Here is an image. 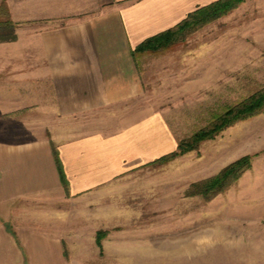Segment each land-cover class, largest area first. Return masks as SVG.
I'll return each mask as SVG.
<instances>
[{
  "label": "rangeland",
  "instance_id": "obj_1",
  "mask_svg": "<svg viewBox=\"0 0 264 264\" xmlns=\"http://www.w3.org/2000/svg\"><path fill=\"white\" fill-rule=\"evenodd\" d=\"M213 1L198 0L192 11ZM133 56L143 96L75 122L82 133H114L125 115H156L173 146L127 162L109 184L75 195L65 190L64 199L21 201L16 222L5 223L57 234L63 264H264V112L159 161L264 87V0H245L185 41ZM244 157L249 167L229 186L202 193Z\"/></svg>",
  "mask_w": 264,
  "mask_h": 264
},
{
  "label": "crops",
  "instance_id": "obj_2",
  "mask_svg": "<svg viewBox=\"0 0 264 264\" xmlns=\"http://www.w3.org/2000/svg\"><path fill=\"white\" fill-rule=\"evenodd\" d=\"M197 1L5 0L16 39L0 42V264H63L57 234L5 223L21 201L64 199L53 147L75 195L173 146L156 115H125L114 133L75 120L142 97L132 51Z\"/></svg>",
  "mask_w": 264,
  "mask_h": 264
},
{
  "label": "trees",
  "instance_id": "obj_3",
  "mask_svg": "<svg viewBox=\"0 0 264 264\" xmlns=\"http://www.w3.org/2000/svg\"><path fill=\"white\" fill-rule=\"evenodd\" d=\"M245 0H215L212 3L189 12L175 26L146 38L132 51L136 52H157L169 46L185 41L186 38L197 29L207 25L215 19L227 14L232 9L243 3ZM15 23L10 19L7 6L4 1L0 3V42H10L16 39ZM264 112V87L251 94L236 105L225 110L209 126L195 132L189 138L179 141L177 148L172 153L159 159L160 162L171 160L177 155L195 150L205 140L216 136L220 131L233 125L236 122L248 119ZM53 157L61 184L67 190V180L59 160L57 151L53 147ZM249 167L248 158L244 157L225 167L214 179L205 185L206 197L222 191L230 185L240 174Z\"/></svg>",
  "mask_w": 264,
  "mask_h": 264
}]
</instances>
